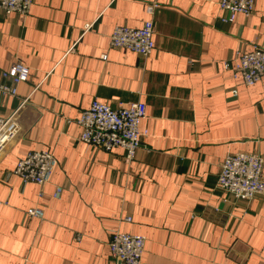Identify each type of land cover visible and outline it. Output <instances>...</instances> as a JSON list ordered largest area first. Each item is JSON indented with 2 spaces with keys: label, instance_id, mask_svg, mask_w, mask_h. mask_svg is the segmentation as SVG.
Returning a JSON list of instances; mask_svg holds the SVG:
<instances>
[{
  "label": "crops",
  "instance_id": "obj_1",
  "mask_svg": "<svg viewBox=\"0 0 264 264\" xmlns=\"http://www.w3.org/2000/svg\"><path fill=\"white\" fill-rule=\"evenodd\" d=\"M218 1L33 0L26 17L0 11V74L16 62L30 70L17 98L0 94V116L38 87L0 155V264H116L115 231L145 237L141 264H264V195L236 201L215 186L227 155L264 159V78L246 87L223 67L264 47V0L232 23ZM147 21L150 56L110 47L115 27ZM94 100L146 105L132 162L78 140ZM40 150L57 161L50 182L22 184L13 170ZM34 208L43 219L26 217Z\"/></svg>",
  "mask_w": 264,
  "mask_h": 264
},
{
  "label": "built area",
  "instance_id": "obj_2",
  "mask_svg": "<svg viewBox=\"0 0 264 264\" xmlns=\"http://www.w3.org/2000/svg\"><path fill=\"white\" fill-rule=\"evenodd\" d=\"M261 0H219L218 8L223 16L222 23H232L237 15L246 18L255 11ZM33 0H0V11L9 16L12 14L26 17L29 15ZM157 8L156 4L147 6L151 15ZM91 25L84 28L87 31ZM154 26L151 21L144 22L140 28L115 27L109 37V45L113 49L134 53L147 58L154 50ZM249 52H237L233 60L225 62L223 67L231 73L234 81L246 87H253L264 78V47L257 43L249 45ZM0 94L4 98H17L18 86L26 83L30 70L20 62L11 65L0 74ZM6 82H9L7 85ZM38 87L20 101L16 110L7 117L0 116V155L6 146L15 140L20 132L17 116L27 104L30 96ZM232 96L237 91L232 90ZM146 118V105L141 102L120 104L116 108L97 100L91 102L89 108L82 111L78 120L81 134L78 140L94 150L111 153L116 149L123 152L127 162H132L141 142L148 136L146 130L140 129L141 122ZM57 166V161L48 150L28 152L21 159L12 174L22 184H34L39 188L47 185ZM216 188L228 194L233 200L249 202L264 195V159L255 153H236L227 155L220 164L216 180ZM63 189L56 187L52 197L60 200ZM41 195V194H40ZM3 204L0 201V205ZM26 217L43 219L42 209H31ZM130 222L131 218H126ZM79 240V239H78ZM146 239L140 235L112 232L109 235L108 249L116 264H141Z\"/></svg>",
  "mask_w": 264,
  "mask_h": 264
}]
</instances>
